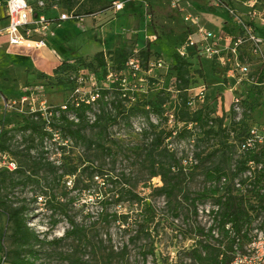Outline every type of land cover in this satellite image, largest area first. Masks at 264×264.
<instances>
[{"label": "trees", "instance_id": "obj_1", "mask_svg": "<svg viewBox=\"0 0 264 264\" xmlns=\"http://www.w3.org/2000/svg\"><path fill=\"white\" fill-rule=\"evenodd\" d=\"M45 1L46 8L42 12L49 17L57 15L56 10L52 9L53 5H57L61 11H75L77 15L89 17L114 10L113 3L117 0H57L60 6L52 3L53 0ZM208 8L213 10L215 7ZM225 12L228 14L226 10ZM178 14L180 15V12H177ZM229 24L232 23L228 21L222 29L225 35L232 34L235 30L233 26L230 30ZM189 33L190 29L187 28L183 32V39L180 44L186 40ZM133 56L140 58L143 71L147 70L150 61L162 57L158 51L152 50L151 43H146L143 48L138 49L137 54L129 50L123 43L116 48L108 51L101 50L94 55L96 72L89 74L96 77L97 85L92 88V95H97V98L91 104L82 101L79 99L80 95L73 93L75 88L73 76L82 75L88 79L90 75H87L86 67L93 68V63H86L81 57L77 61H82L83 64L78 65L66 58L61 60L55 72H62L67 75L71 91L64 103L52 107L54 111L59 112V117H51V125L61 135L60 141H56L54 133L47 130V120L43 118L40 111L20 115L21 123L17 127L20 139H16L17 135L14 133L13 127H8L10 125L9 120L7 118L1 120L0 153L7 154L17 164L14 171L7 168L0 169V217L5 215L8 222V231L0 228L2 262L7 264H38L44 256L51 254L52 246H57L68 238L77 239L78 246L82 245L83 239L87 238L85 227L77 222L74 216L67 213V206H73L80 199V195L90 191L96 178H110L104 162L107 158L115 160L118 150L114 148L116 141L110 137L108 129L118 122L123 123L122 121L131 124L132 118L135 117L138 119L139 126L144 125L140 127L139 131L149 140L146 145L137 146L135 151L144 154L145 160L150 163L151 178L160 177L162 185L156 187V191L158 194L165 195L167 199H170L177 190L181 191L182 184L189 181L192 174L201 167L212 147H214L213 153L215 152V154L223 152L221 161L207 168L205 178L207 185L203 191L193 199L188 195H185L184 198L193 203L195 212L201 205L199 203L204 202L210 196L213 197L215 203L220 204L219 219H215V221L219 224L223 235L229 239V248L232 252L238 237L243 242L241 233L248 240L249 228L255 219L254 214L256 212L258 214L260 210L264 209V197L260 198L256 193L257 200L259 198L260 200L257 203H252L238 192L234 193L232 179L239 171L244 170L247 159L240 158L237 172H231L230 163L233 159L235 145L229 142L230 139L222 130L223 118L212 117L215 112L214 100H206L203 103L196 101L194 105L190 104L194 98L191 89L200 84L209 86L201 57H196L197 60L194 61V53L188 57H182L178 52H175L172 61L166 62L167 67L164 73L160 72L162 70L160 69L158 73L154 71L151 74L143 75L144 81H138V87L133 91H125L118 80H116L118 86L114 92L112 88L99 83L101 80L107 81L109 73L118 76H121L122 72L129 73L130 67L127 66V63ZM218 66L216 61L211 60L214 73L222 69L224 76L225 69ZM195 72L197 73L196 77H194ZM166 76L169 79L168 83L171 84L172 81L175 87L171 97H166L167 87L162 85ZM222 79L226 82L223 77L218 78V82L221 83ZM111 80H115L114 77ZM152 85L158 86L159 92L156 99L144 100L140 105L137 96L141 93H147ZM223 87H219V92ZM112 94L115 95L114 99H111ZM92 95L88 94L86 97L90 98ZM77 97L79 104L72 103V100ZM211 101L213 106L209 104ZM64 104L66 105L65 110L61 108ZM172 110L174 121L170 124L168 114ZM72 115L76 117L77 121L70 119ZM210 119L215 122V127L209 125ZM190 124L193 126L190 127ZM194 124L197 125L194 126ZM243 124L245 126V121ZM158 125L160 128H164L158 130L156 128ZM95 127H99V131L94 136H89L84 132L87 128ZM47 141L51 144H59L62 153L66 152L65 149L69 142L72 143V146L82 147L83 152L76 155L75 162L67 154L64 155V158H68L70 163L63 159L60 165H56L55 160L57 159H51L54 152L49 150ZM64 142L66 144H63ZM191 143H193L194 162L189 161L185 165V160H188L190 156L188 147ZM159 149L161 151L157 153ZM96 162L99 163L96 165ZM222 177H226L228 181L225 185L220 186ZM69 179H73L71 188L78 190V196L68 197V186H71L67 185ZM60 186L62 187L61 196L68 198L65 201H57L56 194L53 192L49 205L53 207L54 211L65 214L70 228L63 237L48 240L46 233L41 234L29 224L30 203L26 199L20 200L18 197H13V194L16 188L31 187L34 192V201H37L38 197H46L48 192ZM135 189L129 185V191L117 192L115 194L116 201L121 202L128 192L132 197V202L140 205L143 197ZM107 202L105 201V203ZM89 214L88 212L87 215ZM103 214L105 220L110 216L106 205L103 208ZM122 218L123 222H126V215L122 214ZM144 220L146 225H149L154 217L150 214H144ZM58 223L59 220L54 219L52 225L56 226ZM227 223L232 224L236 236H232L226 229ZM244 225L246 229H243ZM213 231V226L209 228L207 233L200 229L205 241L200 245V248L194 250L195 261L198 264H230L233 259L228 258L224 245L216 246L210 241L211 238H214ZM86 242L89 243V241ZM77 251L74 249L67 256L68 264L85 263ZM111 260L112 254L110 252L103 256L104 264H111Z\"/></svg>", "mask_w": 264, "mask_h": 264}, {"label": "rangeland", "instance_id": "obj_2", "mask_svg": "<svg viewBox=\"0 0 264 264\" xmlns=\"http://www.w3.org/2000/svg\"><path fill=\"white\" fill-rule=\"evenodd\" d=\"M122 1L125 2L126 9L119 11V13L112 10L85 17L80 21L72 19L63 21L61 27L56 28L57 36L48 39L47 44L54 46L56 51L63 55L64 58L62 59H69L78 65L83 64L82 61H77L81 57L86 63H93L92 69L84 66L87 68V75H90V72H96V63L93 58L97 52L108 51L123 43L131 51L141 49L146 43H151L152 50L158 51L163 60L172 61L173 54L180 51L181 45L179 44L183 39V32L188 28L183 19L184 12L197 13L201 19V27L216 33H220L225 22L230 21L232 23L233 20L223 8L216 7L213 0H148L147 3L138 2L136 4L130 0ZM176 1H178L177 4H175ZM231 1L234 6H237L238 11H240L239 8L243 10L242 1ZM261 1L264 2V0ZM3 2L4 0H0V16L4 11L3 18L8 21L6 7L4 10L2 5ZM52 3L58 4L57 0H53ZM134 5L136 8L130 16L129 13ZM211 6L215 8L210 10L208 7ZM181 9L185 10L182 12ZM177 12H180V15H177ZM56 14L59 12L56 11ZM232 24H229L230 30H232V26L234 27ZM2 26L0 22V27ZM194 30L196 29L194 28ZM153 36L156 39L152 40L151 37ZM192 36L194 39H198L197 32H194ZM52 40L56 41L52 43ZM0 41L4 42L5 37H0ZM45 54L47 58H51L47 52ZM202 55L201 62L209 83L208 100L215 101L214 97L219 93L220 87L218 78L223 77V70L220 69L219 72L214 73L211 60L205 54ZM196 60L195 57L194 61ZM1 66L0 62V73L9 77V71L1 70ZM45 69L44 67L31 69L32 71L28 76L20 73L18 79L12 83L15 88H18L28 78L22 87L24 90L21 95L8 97L5 100H2L0 95V122L4 118L9 120L10 125L7 126L13 127L14 133L17 135L16 139H20L17 127L21 123V114L32 109L39 110L43 105L58 106L66 101L71 91L67 75L62 72L56 73L55 70H47L50 72L47 74ZM159 71V69L156 70L157 73ZM160 72L164 73L165 69ZM196 76L197 73L195 72L194 77ZM0 77V88L9 92L8 85L10 82L5 83L4 77L1 75ZM163 80L162 85L167 87L168 91L165 95L171 97L175 88L173 82L171 81L172 85L168 83V76ZM99 83L112 88L113 92L118 86L116 80H101ZM85 87H89V83L85 84ZM157 87V85H152L147 93L139 94L137 96L139 104L142 105L144 100H155L159 92ZM27 89L29 90L27 91ZM221 93L226 95V102L231 101L232 97L237 94L236 92H227L226 89H221ZM25 96L28 99L24 100ZM114 96L112 94L111 99H114ZM209 104L213 106L212 101ZM122 122H118L108 129L110 137L116 141L114 148L118 150L115 160L107 158L104 162L110 178H96L90 191L80 195V199L73 206H67V213L74 216L76 221L85 227L87 238L83 239L80 246H78V240L73 238H68L59 245L52 246L51 254L44 256L38 264H68L67 256L74 249L78 250V254L85 261L84 264H104L103 256L109 252L112 254L111 264H198L194 259L193 252L200 248V245L205 241L200 229L207 233L212 226L215 233L213 232L214 238H211L210 241L216 246L224 245L228 258L232 260L234 256L229 248V239L223 235L219 224L206 212L202 214L199 211L195 212L193 203L184 198L185 195H188L193 199L203 191L207 185L205 179L207 168L221 161L223 152L215 154V152L213 153L214 147H212L201 167L192 174L189 181L182 184L181 191L177 190L170 199H167L165 195L158 194L156 191V187L162 185L160 177L151 178L150 163L145 160L144 154L135 151L137 146L142 147L149 142L144 134L142 135L139 131L138 119L132 118L131 124ZM156 128L160 130L164 127L160 128L158 125ZM165 128L168 129L167 126ZM98 131L99 127H95L87 128L84 132L89 136H94ZM50 144L48 142L49 150L55 153L52 154V157L58 161L56 165H60L63 159L70 163L68 158H64V155H70L75 162L76 155L83 152L82 147L72 146L71 142L66 147L65 153L61 152L58 144ZM159 151L161 149L157 153ZM97 163L99 162L95 164L97 165ZM72 180L69 179L67 183V185H71L68 186V197L78 196V190L71 188L73 186ZM129 185L136 188L135 190L143 197L140 205L132 202V197L128 192L121 202L116 201L115 194L121 190L129 191ZM61 186L48 192L46 197H38L37 201H34V192L31 187L16 188L13 194V197H18L20 200L26 199L30 203L29 224L41 234L46 233L48 240L63 237L70 228L65 214L54 211L53 207L49 205L53 192L56 194L57 201H65L68 198L61 196ZM105 201L108 202L105 203ZM208 201L214 202L215 200L210 196L204 202L199 201V205ZM105 205L110 215L107 220L103 214ZM87 211L90 213L89 215H87ZM122 214L126 215V222H123ZM144 214H150L154 217L149 225H146ZM259 215L256 212L254 214L255 219ZM54 219L59 220L56 226L52 225ZM243 227L246 229L245 225ZM0 228L8 231L5 215L0 217ZM241 237L243 244H245L247 238L242 233ZM1 255L0 253V264H7L2 262Z\"/></svg>", "mask_w": 264, "mask_h": 264}, {"label": "built area", "instance_id": "obj_3", "mask_svg": "<svg viewBox=\"0 0 264 264\" xmlns=\"http://www.w3.org/2000/svg\"><path fill=\"white\" fill-rule=\"evenodd\" d=\"M130 1L147 3L148 0ZM213 1L216 7L224 8L233 18L234 32L225 35L223 31L216 33L205 30L201 27L198 14L184 12L183 19L190 33L180 44L178 53L182 57H188L194 53V57L201 58L202 54H205L208 59L216 61L218 67L225 69L223 78L227 83L222 79L219 85L224 86L223 89L227 92L237 94L232 97L231 101L226 102V95L219 92L215 96L216 105L212 117L223 118L222 130L230 139L229 142L235 145L233 159L230 163L231 172H237L240 158L247 159L244 170L239 171L232 179L234 193L238 192L250 202L257 203L260 198L264 197V3L261 0H238L242 1L245 7V11L240 12L231 0ZM5 7L8 24L1 33L8 37L10 47L30 55L47 46L48 38L56 35L55 29L61 27L63 21L71 19L80 21L85 18L75 14V11H61L57 5H53L52 9L59 14L49 17L42 12L46 8L45 0H6ZM113 8L115 11H121L125 8V2L117 0L113 3ZM184 10L181 9L182 12ZM194 32H197L198 39L193 38ZM151 38L156 39L155 36ZM133 52L137 54L138 49ZM127 66L130 67L129 73L122 72L121 76L109 73L107 80L114 77L115 80L121 82L125 91H133L137 89L138 81H144L143 75L151 74L157 69H166L167 63L161 57L150 61L147 70L143 71L140 58L133 56ZM73 79L75 81L73 93L80 95L79 99L82 101L88 104L93 103L97 98V95H92V88L97 85L96 77L90 75L86 79L82 75H74ZM87 83L89 87L84 88ZM191 90L194 97L190 101L191 105H194L196 101L203 103L208 100L206 84H200ZM88 94L92 96L87 98ZM23 99H28V97L25 96ZM79 99L74 98L72 103L79 104ZM52 107L43 105L39 110L32 109L29 112H41L43 118L47 120V130L54 133L57 141L61 140V137L58 130L52 127L51 117H59V112L54 111ZM61 108L65 110L66 105H62ZM70 119L77 121L73 115ZM173 121L172 110L168 114V122L172 124ZM243 121L247 125L244 126ZM209 125L215 127V122L210 119ZM142 126L144 125L139 126V130ZM191 126L193 125L190 124ZM188 148L190 156L188 160H185V165L189 161L194 162L193 143ZM55 161L58 163L57 160ZM0 168L14 171L17 164L7 154L0 153ZM227 181L226 177H222L219 185L223 186ZM256 193L260 196L259 200H257ZM198 211L201 214L206 212L213 219H219L221 209L220 204L208 201L201 204ZM259 214V217L254 219L250 225L247 242L243 244L241 238H237L233 248L234 257L230 264H264V209L260 210ZM226 229L232 236H236L231 223L226 224ZM213 232L215 233V230Z\"/></svg>", "mask_w": 264, "mask_h": 264}, {"label": "crops", "instance_id": "obj_4", "mask_svg": "<svg viewBox=\"0 0 264 264\" xmlns=\"http://www.w3.org/2000/svg\"><path fill=\"white\" fill-rule=\"evenodd\" d=\"M5 3H6V0H4V2L2 4L4 10H5ZM136 3H138V2H135V4ZM135 8H136L135 5H134V7L131 8L132 10L129 13L130 16L134 13ZM242 8H243V10L241 8H239L240 12L245 11V7L242 6ZM124 9H126V6ZM108 12H110V11H108ZM114 12L119 13V11H115V10H114ZM4 14L5 13L3 11L1 16H0V22L3 25L2 27H0V37H5L4 42L0 41V62L2 64L1 70L2 69L8 70L9 71L8 72L9 77L6 74H5L6 75L5 76L2 73H0V75L4 77L5 83L10 82V84L8 85L9 92H6L0 88V95L2 97V100H5V98H8V97L9 98L10 97H17V96L21 95L22 91L24 90L22 87L26 84V82L28 81V78L26 79V82H22V84L18 88H15V85L13 86V83H12L13 81L18 79L20 73H24L25 75L28 76L32 70L44 67V68H46L45 71L47 72V74H50V72L47 70H50V71L53 70L54 71L56 66H58L61 63L62 58H64L63 55L60 52L58 53L56 51V49L54 48V46H52L50 44H47L46 47L42 48L40 51H38L32 55H30L28 53L19 52V51H17L16 48L10 47L8 37L4 33H1V31H3V29L8 24V21H6L5 18H3ZM195 14H197V13H195ZM138 15H139V13H138ZM227 22H225V23H227ZM56 31L57 30L55 29V32ZM221 31H223V30H221ZM56 36L57 35L50 36L48 39L55 38ZM55 41L52 40V43H54ZM45 52H47L49 55H51V58H47L45 56L46 55Z\"/></svg>", "mask_w": 264, "mask_h": 264}]
</instances>
